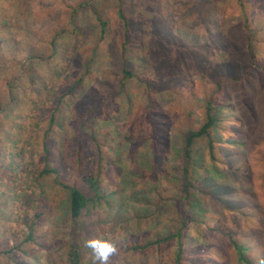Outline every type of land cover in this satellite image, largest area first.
<instances>
[{
  "label": "trees",
  "instance_id": "trees-1",
  "mask_svg": "<svg viewBox=\"0 0 264 264\" xmlns=\"http://www.w3.org/2000/svg\"><path fill=\"white\" fill-rule=\"evenodd\" d=\"M57 2L67 6L70 1L52 0L49 4ZM43 3L42 7L49 6ZM73 3L68 6L73 8L69 24L75 29L82 30L94 22L103 42L107 34L109 37L115 31L122 34V37L119 34L121 83L115 87L119 94L128 78L137 75L131 58L123 54L127 48L134 53L129 16L134 21L144 16L148 22H157L149 7L166 9L167 18L174 22L173 25L168 22L171 30L180 24V40L188 52L199 56L196 66L202 77L209 73L212 56L227 54L231 63L235 57L241 62L237 63V71H232L229 63L216 61L224 71L209 81L215 90L206 101L202 123L200 118L199 128L183 129L180 138L173 140L167 134L163 136L165 142L156 145L160 136L156 137L157 130H152L153 137L147 140L149 132L141 129L140 138H146L145 143L150 142L151 147L134 145L131 131L122 137L119 133L123 128L107 129L123 119L110 113L105 116V111L92 103L86 108L84 129L80 131L86 147L68 150V137L61 133L62 137L56 139L58 148L49 146L47 137L41 138L43 167L39 162H28L29 151L19 153L17 160L34 177L28 188L38 191L41 214L36 217L40 218L38 222L22 219L26 225L30 224L28 235L22 229L20 244L1 251V256L15 258L21 264L15 252L29 244L30 253L36 255L34 264H100L90 242H110L115 251L109 255L107 264H264V149L255 154L249 147L253 142L256 146L264 145V139L255 135L264 134V0H75ZM115 3L117 23L111 24L107 10ZM18 14L16 11L15 16ZM80 15L85 19L83 26ZM4 48L10 50L8 45ZM92 60L84 63L82 70L86 74L77 75L69 94L80 92L84 79L94 70ZM237 89L240 92L235 94ZM191 100L187 99L189 115L196 105ZM116 109L115 105L111 108ZM239 110L244 118L245 113L249 117L244 128L235 115ZM60 120L64 119L54 116L50 131ZM102 130L106 131L105 136L115 135L111 144L100 142ZM223 130L228 140L221 141ZM176 140H180L178 147ZM68 151L74 153V168L65 161ZM52 160L56 167L50 164ZM67 168L76 172L79 182L71 184V171ZM108 170L110 176L115 171L116 175L105 183L104 174ZM45 178L56 180L59 191L66 194V200H61V223L71 230L73 244L58 233L52 234L47 243L49 235L40 234V226L48 222V216L51 224L57 221L55 197L48 203L40 185ZM20 182L17 180V187ZM24 198L34 208L33 198ZM127 222L133 227L129 228ZM44 249H50L48 260L42 258Z\"/></svg>",
  "mask_w": 264,
  "mask_h": 264
},
{
  "label": "rangeland",
  "instance_id": "rangeland-1",
  "mask_svg": "<svg viewBox=\"0 0 264 264\" xmlns=\"http://www.w3.org/2000/svg\"><path fill=\"white\" fill-rule=\"evenodd\" d=\"M43 1L46 5L52 2V0H0V46L3 47L0 51V264H17L15 258L11 260L2 257L1 251L8 247L12 248L16 243L20 244L24 236L22 229L27 233L30 227V224L26 225L22 219L38 222L40 218L36 217L41 214L36 196L38 191L36 193L33 188L32 192L28 188L31 185L30 180L34 177L25 171L24 164L22 168L20 161L17 160L19 153L29 151L28 162L30 160L33 163L39 162V166L43 167L45 153L41 149L44 144L41 138L47 137L49 146L58 148L56 139L58 136L62 137L61 133L68 137V150L83 149L86 143L84 140V144L81 142L80 131L84 129L82 122L87 106L93 104L100 107L103 113L105 111V116L110 113L114 118L123 119L114 122L107 129L123 128L119 133L122 137L131 131L136 141L134 145L141 144L144 147L151 145L150 142L145 143L146 138H140L141 129L149 132L147 140L153 137L152 130H157L156 137L160 136L156 145H162L165 142L163 136L167 134L173 140L176 137L180 138L183 129L199 128L200 118L202 123L206 101L215 90V86L209 81L224 71L220 70L218 62L229 63L231 65L229 69L232 71H237V63L241 62L235 57L231 63L227 54L212 56L209 73L202 77L196 66L199 56L188 52V48L180 40L182 35L178 27L180 24L175 30H171L168 22L170 25L174 22L167 18L166 9L149 7L148 10L157 16V22L153 20L148 22L144 16L134 21L129 16L134 31L132 38L135 43L131 41L134 53L127 48L128 50L123 49V54L126 58H131L132 65L135 66L134 74L137 75L128 78L119 94L116 88L121 83L120 33L115 31L111 37L107 34L103 42L96 23L91 22L89 26H83L85 19L80 15L85 36L84 31L69 24L73 8L68 6L74 5L75 0H69L67 6L65 3L61 5L57 2L47 7H42ZM114 6L116 3L107 10L110 13L111 24L117 23ZM16 11L19 13L17 17ZM85 18L87 19V16ZM11 31L14 34H11ZM56 35L58 38H55ZM120 35L122 37V34ZM130 36L131 34L128 39ZM78 43L80 49H77ZM6 45L10 46L9 51L4 48ZM91 58L94 70L84 79L80 92L74 91L69 94L77 75L86 74L82 67ZM239 92V89L235 90V94ZM187 99H192V105L196 103L191 115L187 112V107H190L187 105ZM113 105L118 109L112 111ZM235 115L244 128L249 120L247 113L246 118L240 110ZM54 116L64 120H60L50 131ZM126 117L128 118L125 119ZM101 125L102 123L100 127ZM222 125L224 126L223 123ZM166 126L168 128H165ZM102 131L100 142L111 144L115 135L105 136L106 131ZM255 135H259L263 141L264 134L260 132ZM221 136V141L228 140L225 130ZM179 141L176 140L177 147ZM203 145L204 142L201 143V146ZM249 147L250 152L255 154L264 149V145L256 146L254 142L250 143ZM132 149L133 143L129 147V152ZM73 155L74 153L68 151L65 156L70 168L75 166ZM50 164L57 166L54 160L50 161ZM70 168L67 169L71 171V184H76L79 179L76 172ZM110 172L108 170L104 174L105 183L110 182L116 175V171L111 173V176ZM17 180L22 181L19 187L16 184ZM55 184L56 180L53 178L40 181L48 199L46 201L49 203L51 198L55 197L53 205H56L57 209L54 216L57 221L51 224L52 219L48 216V222H43L40 226V234L49 235L47 243L52 239L50 238L52 234L58 233V236L60 234L65 241L73 244L71 230H67L61 223L62 201L67 197L64 192L59 191V184ZM81 188L86 190L82 184ZM24 196L33 198L34 208L29 202L27 205ZM127 226L133 227L131 222H127ZM63 229L66 231L63 232ZM30 251V245L24 244L15 252L16 258L22 260L21 264H34L32 261L36 255ZM49 252L50 249L42 250V258L50 259Z\"/></svg>",
  "mask_w": 264,
  "mask_h": 264
},
{
  "label": "clouds",
  "instance_id": "clouds-1",
  "mask_svg": "<svg viewBox=\"0 0 264 264\" xmlns=\"http://www.w3.org/2000/svg\"><path fill=\"white\" fill-rule=\"evenodd\" d=\"M89 246L97 251L100 264H107L109 255L115 251V246L110 242H90Z\"/></svg>",
  "mask_w": 264,
  "mask_h": 264
}]
</instances>
